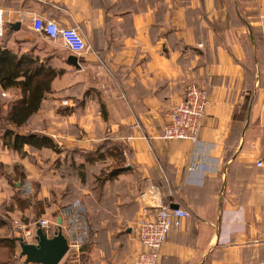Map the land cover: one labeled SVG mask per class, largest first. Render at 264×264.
Listing matches in <instances>:
<instances>
[{
	"label": "crops",
	"instance_id": "crops-1",
	"mask_svg": "<svg viewBox=\"0 0 264 264\" xmlns=\"http://www.w3.org/2000/svg\"><path fill=\"white\" fill-rule=\"evenodd\" d=\"M0 10L10 48L32 49L49 55L53 67L73 68L90 96L66 105L46 95L31 128L20 130L54 135L64 150L85 152L114 140L131 168L97 184L94 174L113 161L107 154L86 167L89 178L74 184V195L59 192L55 202L44 179L61 177L53 162L64 161L62 152L25 144L21 154L0 141V204L12 192L4 173L15 162L26 178L41 179L37 197L47 200L46 212L69 203L66 196L87 203L92 243L77 262L70 256L61 264H132L141 249L136 224L159 203L189 213L167 232L160 264H264V0H0ZM35 15L78 27L88 45L77 55L79 67L67 62L71 52L62 41L32 29ZM62 76L48 95L79 93L80 81L58 89ZM189 83L208 88L198 141L165 139L161 127ZM65 105L70 113L62 112ZM192 163L196 169L189 172ZM19 212L0 207L2 216L15 219ZM14 219L11 227L0 225V235L19 233ZM3 251L0 264H28L25 256L11 260Z\"/></svg>",
	"mask_w": 264,
	"mask_h": 264
},
{
	"label": "trees",
	"instance_id": "trees-1",
	"mask_svg": "<svg viewBox=\"0 0 264 264\" xmlns=\"http://www.w3.org/2000/svg\"><path fill=\"white\" fill-rule=\"evenodd\" d=\"M9 35V32L6 31L3 36H0V93L2 94L3 90L14 88L17 89L18 95L8 100L0 97V141L8 150L21 154L24 153L23 147L25 144L34 149L48 147L57 153L63 151L64 148L57 146L55 141L47 134L32 129L25 131L20 129L30 125L31 117L39 111L42 100L51 92L52 81L56 76L62 75L64 70L60 67H53L50 63L51 58L49 55L41 57L34 54L32 49L19 52L10 48L6 43ZM78 60L81 62V57H78ZM86 98L87 94L84 93L83 99ZM78 103H82V101L80 100ZM100 105L102 117L105 118L107 111L101 102ZM61 110L66 114L70 113L72 108L64 106ZM65 150H70L71 153H76L80 156V162L75 164V159L73 158L74 160L71 161L72 166L68 167L73 168L76 172L78 171V177L81 176L82 178L88 172L86 171L87 166L95 161L104 160L107 154L114 156V164L111 167H102L97 174H94L93 180L97 184L104 183L106 180L113 179L124 171L131 169L124 162L120 143L114 140L98 143L93 149L85 152L78 148ZM4 168L5 165L0 163L1 173H3ZM11 171L10 174L4 173V176L12 192L8 201L5 202L7 204L2 203L0 207L8 211L18 209L20 211L17 214L18 221L23 224H27L30 221L32 223L37 222L38 219L43 218L46 214L48 205L46 199H38L37 197L40 185L38 187L36 185L32 186V179L26 178L23 166L18 162L11 165ZM17 181L19 182L18 186L15 185ZM30 206V215H26L25 210ZM54 212H56L54 213L55 218L62 216L66 221L65 225H67V228L64 231L62 229V232L67 237L68 243L79 241V254L82 256L83 251L89 249L92 243L87 205L81 202L80 199H73L66 205L54 209ZM12 221H9L5 214L4 216L0 214V225L11 227V224L14 223ZM76 224L82 227L83 233H80V236L77 234L75 237L72 226ZM15 228L16 231H19L16 226ZM55 229L56 227L53 226L51 234ZM18 236H21V233L15 234L13 231L10 234L0 235V247L4 249L3 255L7 259L12 260L17 259L18 255L23 256L20 252L17 254L16 251L19 247ZM31 263L39 264L36 262H29L28 264Z\"/></svg>",
	"mask_w": 264,
	"mask_h": 264
},
{
	"label": "built area",
	"instance_id": "built-area-1",
	"mask_svg": "<svg viewBox=\"0 0 264 264\" xmlns=\"http://www.w3.org/2000/svg\"><path fill=\"white\" fill-rule=\"evenodd\" d=\"M32 29L48 40H60L71 54L81 55L88 49L86 40L81 35L78 27L63 26L57 24L56 21L44 19L40 15L31 17ZM5 33L3 26V12L0 10V36ZM5 96L6 92L2 91ZM66 100H62L65 102ZM209 105L208 88L207 86H199L195 83L187 84L184 96L176 102L171 108L166 121L161 127L160 136L165 139H184L197 142L202 123V118ZM54 138V135H51ZM257 165H261V160L256 161ZM196 165L189 164L188 171L193 172ZM189 213L182 207H172L168 203H159L154 206V211L145 214L136 224V235L140 243L141 249L134 256L132 264H160L161 246L167 238V232L179 226L184 218H187ZM16 225L21 233V237L25 241L35 242L34 232L37 226L41 227L46 234L51 235V224L46 217L38 219L32 225H24L22 222L15 220ZM53 233V232H52ZM74 248V256H71L73 261L77 262L79 255L80 243L73 242L70 244Z\"/></svg>",
	"mask_w": 264,
	"mask_h": 264
},
{
	"label": "rangeland",
	"instance_id": "rangeland-1",
	"mask_svg": "<svg viewBox=\"0 0 264 264\" xmlns=\"http://www.w3.org/2000/svg\"><path fill=\"white\" fill-rule=\"evenodd\" d=\"M250 12L254 13L255 10H252V9L246 10V13H250ZM57 68H59V67H57ZM60 68H62V67H60ZM72 69H71V71L68 70V69L67 70L63 69L64 70V72H63L64 77L62 76L60 78V80L58 81L57 88L58 89H64V88L68 87L69 84L73 85L76 81H80V84L78 83L79 84L78 89H80L78 91L79 93L71 95L70 93H62V91L59 90V91H57V93H51L49 95L47 94V98L48 97L53 98L55 100H58L59 104H66V105L70 104V102H73L74 100H77L76 103H78L80 100L82 101V103L85 101V99H83V95H84L85 92H84V89H83L82 74L80 76V80H76L75 79V75L72 73L73 72ZM97 81L99 82L100 80H97ZM3 91L6 92V95L3 96L0 93V97L4 98L6 100L11 99V98H13V97L18 95L17 89H14V88H9L8 90H3ZM92 96L95 97V94H92ZM89 97L87 96V98H89ZM62 100H66V101L62 102ZM29 127H30V125L28 126V128ZM61 152H62V155L64 157V161H61V159H58V160L53 162L55 167L57 166V168H59L60 175L62 174L61 177H59V178L58 177H51V178L44 179L46 181L47 186L50 187L52 189V192H53V195L51 196V201L55 200V202H56V199H57L55 196H58L59 192H64L65 191V193H67V195L68 194H73L74 195L75 191H76V187L75 186L78 185V183H86L87 179L89 178L88 177L89 176V170L87 168H86V171H88V172L86 173V176H84L86 178L83 177L84 178L83 179L81 176L78 177V171H77V176H76L74 174L76 171H74L73 168L68 167V166H72L71 161L74 160V159H75V164H77L78 162L81 161V158H77L78 155L76 153L75 154L71 153L70 150H63ZM31 155L32 154H28L27 155L30 160L34 159V158L35 159L37 158L34 155H32V156ZM33 156H34V158H33ZM39 156L43 157V155H39ZM110 162H111V160L108 159L107 163H103L104 164L103 168H108L110 165L114 164V160L111 163ZM75 164H74V167H75ZM35 165H36V167L34 169H37V168H38V170L42 169V165L43 164H41L40 162H38V163L36 162ZM94 172L95 171H92V174ZM32 181H33L32 182V186L36 185V187H38L41 184V179L34 178V179H32ZM74 184H76V185H74ZM66 199H67V201L68 200L72 201L74 199V196H69V197L66 196ZM81 202H83L82 199H81ZM5 204H7V203H5ZM54 213H56V212H54V209H52L51 211L46 212V214L44 215V217H47L48 220L52 221L51 229H52L53 226L57 228L56 218L58 216L55 218ZM8 217H9V219H14V218H12V216H8ZM14 220H18V217H16ZM65 223H66L65 221L64 222H63V220L61 221V227H62L63 231L67 228L66 227L67 225H65ZM81 228L82 227L80 225H77V224L75 226H72V229H73L72 231H74V236L75 237L77 236V234H79V236H80V233H83V230ZM77 241H73V242H77ZM73 242L71 244H73ZM18 248L20 249V247H18ZM74 254H76L75 250L69 244V249L66 252L65 256L61 259L59 264H61L64 261V259H66V258L68 259V257L74 256ZM79 258L81 259V255L79 256Z\"/></svg>",
	"mask_w": 264,
	"mask_h": 264
},
{
	"label": "water",
	"instance_id": "water-1",
	"mask_svg": "<svg viewBox=\"0 0 264 264\" xmlns=\"http://www.w3.org/2000/svg\"><path fill=\"white\" fill-rule=\"evenodd\" d=\"M67 62L70 65L79 67V60L75 54L67 56ZM172 207H177L176 204ZM57 228L48 235L39 226L35 229V242L25 241L24 238L18 236L20 254L25 256V262H36L39 264H58L65 256L69 249L67 237L62 232L61 216L56 218Z\"/></svg>",
	"mask_w": 264,
	"mask_h": 264
}]
</instances>
